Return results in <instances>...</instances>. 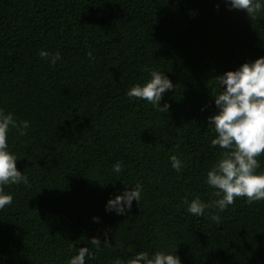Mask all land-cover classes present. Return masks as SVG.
I'll use <instances>...</instances> for the list:
<instances>
[{
  "label": "trees",
  "instance_id": "16d2710c",
  "mask_svg": "<svg viewBox=\"0 0 264 264\" xmlns=\"http://www.w3.org/2000/svg\"><path fill=\"white\" fill-rule=\"evenodd\" d=\"M0 264H264V0H0Z\"/></svg>",
  "mask_w": 264,
  "mask_h": 264
}]
</instances>
